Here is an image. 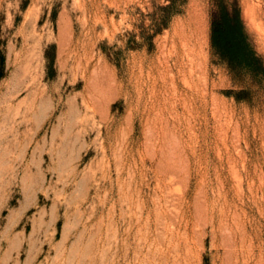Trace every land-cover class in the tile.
Here are the masks:
<instances>
[{"label": "rangeland", "instance_id": "obj_1", "mask_svg": "<svg viewBox=\"0 0 264 264\" xmlns=\"http://www.w3.org/2000/svg\"><path fill=\"white\" fill-rule=\"evenodd\" d=\"M173 1L0 0V264H264V0Z\"/></svg>", "mask_w": 264, "mask_h": 264}, {"label": "trees", "instance_id": "obj_2", "mask_svg": "<svg viewBox=\"0 0 264 264\" xmlns=\"http://www.w3.org/2000/svg\"><path fill=\"white\" fill-rule=\"evenodd\" d=\"M174 5L172 0V4L166 8L170 12L169 17L177 13ZM211 44L232 69L264 78V61L250 41L238 7L230 9L227 5H217L212 21Z\"/></svg>", "mask_w": 264, "mask_h": 264}]
</instances>
